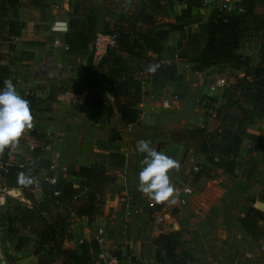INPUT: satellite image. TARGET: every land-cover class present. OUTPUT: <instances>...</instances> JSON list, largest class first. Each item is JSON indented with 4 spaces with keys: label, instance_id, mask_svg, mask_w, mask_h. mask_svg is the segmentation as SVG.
Listing matches in <instances>:
<instances>
[{
    "label": "crops",
    "instance_id": "crops-1",
    "mask_svg": "<svg viewBox=\"0 0 264 264\" xmlns=\"http://www.w3.org/2000/svg\"><path fill=\"white\" fill-rule=\"evenodd\" d=\"M139 1L127 0L123 6L120 0H38L36 3L19 0L14 8L15 20L22 23V29L19 35L12 36L11 50H8V42L0 44L4 55L0 62L8 67V75L3 81L10 79L23 98L30 96L33 120L32 127L25 130L19 144L9 146L6 161L22 165L29 158L47 160L50 168H41L39 179L56 181L62 176L74 186L78 185L80 178L71 175L70 171L79 166L104 167L114 174L115 181L105 188L100 213L89 223L85 218L71 223L72 237L64 241L68 248L79 250L83 247L91 258L99 249L116 248L122 264H133V259L142 264H158L154 237L161 232L179 230L196 264H264V221L257 220L251 229L244 228L239 221L249 208L264 212V207L260 209L257 206L259 202L264 204V142L258 144L259 136H264V115L247 126L233 174L215 169L213 178H200L193 182L191 175L186 178V183L180 184H189L193 189L184 206L178 204L177 197L175 202L169 199L156 203L137 191V173L143 154L135 151V145L139 139L136 136L143 133L142 129H148L147 132L157 129V134L161 132L157 142L164 140L166 149L179 147L180 154L184 149L194 151L196 162L192 171L196 170L198 163L208 164L188 131L202 126L211 131L216 127L213 114L197 101L201 95L207 94L216 97L218 104L222 103V88L209 91L211 74L218 67L193 73L188 63L177 58V52L184 43L182 34L187 30L195 31L196 25L170 31L164 38L161 55L165 61L175 64L182 79H158L152 83L147 77L142 84V90L147 94L142 95L136 106V123L124 124L120 120L109 94L98 95L102 98L99 104H88L85 92L72 83L79 68L86 64L91 50L90 45L86 54L68 51L65 34L69 30L84 32L82 28L74 27L77 26L74 19H83L88 14L96 18V26L100 27L107 19L111 25L120 11H133L140 6ZM41 2L45 5H40ZM211 4L214 5V0H202V6L191 8V14L201 15L205 20L213 11ZM57 5L59 8L55 7ZM184 7V4L176 3L168 20L172 21ZM259 9L261 12L264 6ZM9 12L5 13L7 17L11 16L12 7ZM54 21H71V27L66 29L67 32L52 31L50 26ZM2 33L6 34V31ZM259 38V34L248 32L238 44L237 53L249 56L251 65L258 64L260 60ZM55 39L58 44H54ZM41 68L52 72L53 76L47 77L40 72ZM225 71L231 76V81L243 75V69L226 66ZM174 95L177 99H173ZM194 96L195 109L191 106ZM163 100H169V108L162 106ZM113 153L121 155L122 163L113 165L114 157H110ZM2 156L3 152L0 159ZM48 171L52 172L51 177H48ZM168 174L171 183L172 179L177 180L176 176ZM14 189L16 191L12 194L17 192L19 200L27 205L22 191ZM34 196L41 200V191L36 189ZM2 199L0 194V208L4 209ZM151 205H155V215L146 218ZM172 206L173 210L178 209L174 214ZM131 208H137L138 213L127 216L125 212ZM158 217L161 218L159 224L155 222ZM19 234L29 240L21 249L15 250V241L8 237L4 218L0 217V257H7L10 264H39L32 253L33 235L25 230ZM93 235L99 236L100 240H94ZM164 263L169 264L167 261Z\"/></svg>",
    "mask_w": 264,
    "mask_h": 264
},
{
    "label": "trees",
    "instance_id": "trees-1",
    "mask_svg": "<svg viewBox=\"0 0 264 264\" xmlns=\"http://www.w3.org/2000/svg\"><path fill=\"white\" fill-rule=\"evenodd\" d=\"M38 0H32L36 3ZM126 6L127 0H120ZM140 6L133 11H120L114 22L103 20L96 26L93 15L83 19H74V27L84 32L69 30L65 34V43L72 54H86L91 45L90 55L81 66L77 78L72 83L86 94V103L99 104L98 95L107 93L124 124L138 121L136 106L140 103L142 84L151 78L175 81L182 79L173 62L165 61L161 55L163 40L170 31L182 30L184 26L196 25L195 31L187 30L182 34L183 45L177 52V58L190 65L193 73L201 72L212 66L221 69L228 66L235 70L243 69V75L234 77L221 90L222 103L214 96L203 94L198 103L213 114L216 127L207 131L205 126L195 127L188 132L197 143L198 152L208 164H196L192 172V181L200 178H213L215 169L233 174L243 134L248 125L254 124L264 115V0H237L233 9L223 11L215 9L207 19L191 14V8L202 6V0H140ZM176 3L185 7L172 21L168 17L174 11ZM19 0H0V44L8 42L12 49V36L19 35L22 23L15 20L14 8ZM40 5H45L41 2ZM6 16L5 13H10ZM71 27V21L67 22ZM5 30L6 34L2 31ZM248 32L259 34L258 64L251 65L249 56L237 53L240 38ZM98 33L115 35V46L108 48L98 60L93 59L92 41ZM0 51V61L3 58ZM158 65L155 72L149 67ZM8 75V67L0 62V84ZM30 102V96L24 97ZM30 106V104H29ZM35 135V134H34ZM264 142L259 136L258 144ZM9 147L3 152L1 162L6 161ZM113 165L122 163L120 154L113 153ZM41 168H50L43 159H27L22 165L12 164L0 169L2 182L6 188H19L28 205L5 206L7 212L4 221L8 237L15 241L14 249L19 250L29 240L20 235L25 230L34 237L32 253L39 264H94L91 256L81 247L79 250L64 246V241L72 234L69 225L77 219L85 218L91 222L100 213L104 204V192L107 185L115 181V176L104 167L79 166L70 174L80 178L77 186L62 176L56 181L39 179ZM32 178L27 186L18 182L19 175ZM48 177L52 172L47 173ZM39 189L42 199L37 200L34 191ZM257 220L264 221V212L249 208L239 221L246 229L256 225ZM155 258L158 264H196L188 252L179 230H169L157 234ZM11 261V260H9ZM133 264H142L136 259Z\"/></svg>",
    "mask_w": 264,
    "mask_h": 264
},
{
    "label": "clouds",
    "instance_id": "clouds-1",
    "mask_svg": "<svg viewBox=\"0 0 264 264\" xmlns=\"http://www.w3.org/2000/svg\"><path fill=\"white\" fill-rule=\"evenodd\" d=\"M157 67L158 65H152L148 70L155 72ZM32 120L29 101L17 92L10 79H5L0 87V153L13 144H19L25 130L32 127ZM135 147L138 153L143 154L137 173V191L156 203L169 199L175 202L177 193L168 173L170 169H179V161L158 152L151 146V142L145 139H139ZM18 182L27 186L32 183V178L21 173Z\"/></svg>",
    "mask_w": 264,
    "mask_h": 264
},
{
    "label": "built area",
    "instance_id": "built-area-1",
    "mask_svg": "<svg viewBox=\"0 0 264 264\" xmlns=\"http://www.w3.org/2000/svg\"><path fill=\"white\" fill-rule=\"evenodd\" d=\"M237 0H214V3L217 4V7L219 10L223 11H229L233 4ZM56 8H59V5L55 6ZM67 29V22L66 21H54L53 24L50 26V30L57 31V32H64ZM116 38L114 34L107 33H98L94 37L92 41V50H93V59L94 61H98L105 51L115 46ZM54 44H58V40H54ZM227 84L224 77H217L213 82L209 84V91L214 92L220 88H223ZM173 99H177V95L173 96ZM162 106L164 108L170 107L169 100H163ZM130 128V126H129ZM13 163L10 161L1 162L0 160V169H3L6 166H10ZM176 189V197L178 204L180 206H184L187 203L188 196H191L193 194L192 186L189 184H182L179 186H174ZM15 191L14 188H12L9 192L13 193ZM126 215L131 216L138 213L137 208H131L126 210ZM161 221V218H155V222L159 224ZM93 239L96 241H99L100 238L97 235H93ZM94 264H122L121 259L119 257V254L116 252V248H112L110 250L107 249H99L95 252L94 258H93ZM0 264H8L7 261L0 257Z\"/></svg>",
    "mask_w": 264,
    "mask_h": 264
},
{
    "label": "rangeland",
    "instance_id": "rangeland-1",
    "mask_svg": "<svg viewBox=\"0 0 264 264\" xmlns=\"http://www.w3.org/2000/svg\"><path fill=\"white\" fill-rule=\"evenodd\" d=\"M211 8L213 10L218 9V7H217V5L215 3H214V5L211 4ZM232 9L233 8H231L230 10H232ZM224 68H226V66L221 69V72H220L219 69H214L213 74H211L212 75V77H211L212 82L217 77H220L219 75L217 76L218 73L221 74V77H224L225 78V80H226L227 83L231 81V76L229 75V73L226 74V71L224 73ZM199 98H198V100H199ZM194 99H195V96L193 97V102L191 104V106L193 107V109H195L197 107L195 105ZM197 103H198V101H197ZM142 130H143V133H141L139 135V137L136 136V138H139L140 139V136L142 137L144 135L142 137V139H145V140L150 141L152 147L154 146L153 143H155V144L158 145L157 147L154 146V148L158 152H163V153H165V154H167V155L171 156L172 158H175L176 160L179 161V169L178 170L177 169H170L169 170V172L171 173V175H174V176L177 177V180L172 179L173 180L172 184L174 186H179L181 183H186L187 182L186 181V178L187 177L190 178V176H191V174L193 172L192 171L193 170L192 166L196 162V159H195V156H194L195 155V152L194 151H190L189 149H184L183 153L180 154V148L179 147L171 148V149H169V147H168L166 149L167 145L164 147V144L166 143L164 140H162V142L161 141H158L157 142V140H160L161 132L159 134H157V131H158L157 129H154V130L150 129L148 132H147L148 129H142ZM129 133H131V131ZM162 145H163L164 148L162 147ZM133 150H135V149H133ZM166 151H169V152H166ZM2 184L3 183L0 180V194L3 195L2 202H5L4 206H7L8 207V206H18V205L25 206L26 205V204H24V202H21V200H19V198H18L19 195L16 194L17 192L14 193V195L12 193H8L12 188H6ZM15 191H16V189H15ZM154 206L155 205H151V206L148 207V210H149V214L148 215L149 216H147L146 218L150 217V215H155L156 210H155V207ZM173 208L174 207L172 206L171 207V210L173 211V214H174V213H176L178 211V209L176 207V209L173 210ZM0 210H1L0 211V217H3L4 218V214L7 212V210H5V208L2 209V207L0 208ZM126 220H129V219H126ZM126 220H125V223L127 222ZM154 238H156V237H154ZM116 245L117 246H120L118 244H116ZM93 258H92V260H93ZM5 260L8 262V264H10V261H9V259L7 257H6Z\"/></svg>",
    "mask_w": 264,
    "mask_h": 264
},
{
    "label": "water",
    "instance_id": "water-1",
    "mask_svg": "<svg viewBox=\"0 0 264 264\" xmlns=\"http://www.w3.org/2000/svg\"><path fill=\"white\" fill-rule=\"evenodd\" d=\"M40 72L43 73V74H46L47 77H52L53 76V73L52 72H48V70L44 69V68H41L40 69ZM264 204L259 202L257 204L258 208L262 209L264 206Z\"/></svg>",
    "mask_w": 264,
    "mask_h": 264
}]
</instances>
